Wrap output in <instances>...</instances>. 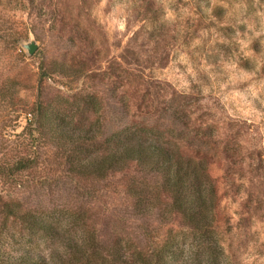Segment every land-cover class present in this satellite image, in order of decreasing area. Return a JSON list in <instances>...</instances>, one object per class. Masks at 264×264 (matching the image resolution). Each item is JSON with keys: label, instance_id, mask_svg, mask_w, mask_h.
<instances>
[{"label": "rangeland", "instance_id": "obj_1", "mask_svg": "<svg viewBox=\"0 0 264 264\" xmlns=\"http://www.w3.org/2000/svg\"><path fill=\"white\" fill-rule=\"evenodd\" d=\"M31 38L33 56L20 45ZM40 104L98 144L130 130L204 164L220 197L217 261L264 264V0H0V201L102 246L72 261L0 205L7 250L59 252L64 264H206L201 236L159 217L167 198L149 211L136 194L157 176L71 175L67 148L35 126ZM20 160L30 167L6 177ZM119 243L125 263L105 250Z\"/></svg>", "mask_w": 264, "mask_h": 264}, {"label": "trees", "instance_id": "obj_2", "mask_svg": "<svg viewBox=\"0 0 264 264\" xmlns=\"http://www.w3.org/2000/svg\"><path fill=\"white\" fill-rule=\"evenodd\" d=\"M38 125L50 128L55 132L62 147L67 148L69 172L73 176L89 181L132 169L142 175L157 176L159 182L151 188L137 189L136 194H140L143 201L150 203L149 211L158 205L157 200L165 196L169 203H165L164 212L159 217L163 220H181L190 231L201 236L202 245L211 252V258H205L201 262L219 264L216 258L218 241L212 232L221 220L220 197L204 164L185 159L179 150L171 145L146 139L130 130L121 131L111 140H102L101 144H98L97 133L93 129L81 128L77 131L72 120L60 112L50 113L49 108L41 104L36 109L35 126ZM29 167V161L20 160L12 170L4 171L3 174L13 177L14 172L27 170ZM0 205L6 217L18 218L26 229L40 232L60 243L65 252L72 256V261L79 263L80 260L102 250V246L91 237L65 233L59 230L58 226L38 216L36 212H22L11 202L0 201ZM122 249L123 246L119 243L105 250L114 260L118 258V263L121 262L119 256ZM151 257H139L134 263L187 264L166 262L154 255ZM52 259L54 260L51 261L34 249L19 248L10 252L7 250V244L0 239V264H64L69 257L67 259L56 252Z\"/></svg>", "mask_w": 264, "mask_h": 264}, {"label": "water", "instance_id": "obj_3", "mask_svg": "<svg viewBox=\"0 0 264 264\" xmlns=\"http://www.w3.org/2000/svg\"><path fill=\"white\" fill-rule=\"evenodd\" d=\"M20 45L30 56H33L39 49V44L35 38H31L28 42L20 43Z\"/></svg>", "mask_w": 264, "mask_h": 264}]
</instances>
